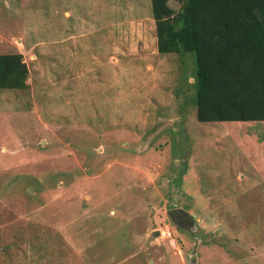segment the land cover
Wrapping results in <instances>:
<instances>
[{"label":"rangeland","instance_id":"rangeland-1","mask_svg":"<svg viewBox=\"0 0 264 264\" xmlns=\"http://www.w3.org/2000/svg\"><path fill=\"white\" fill-rule=\"evenodd\" d=\"M17 52L0 264H264V121L198 120L195 52H159L152 0H0Z\"/></svg>","mask_w":264,"mask_h":264},{"label":"trees","instance_id":"trees-1","mask_svg":"<svg viewBox=\"0 0 264 264\" xmlns=\"http://www.w3.org/2000/svg\"><path fill=\"white\" fill-rule=\"evenodd\" d=\"M152 0L161 53L195 52L201 122L264 121V0ZM22 53L0 54V88H27Z\"/></svg>","mask_w":264,"mask_h":264},{"label":"water","instance_id":"water-1","mask_svg":"<svg viewBox=\"0 0 264 264\" xmlns=\"http://www.w3.org/2000/svg\"><path fill=\"white\" fill-rule=\"evenodd\" d=\"M169 216L172 221L180 228L190 229L194 225V219L188 211L182 208H173L169 210ZM160 230H156L153 236H159Z\"/></svg>","mask_w":264,"mask_h":264},{"label":"built area","instance_id":"built-area-1","mask_svg":"<svg viewBox=\"0 0 264 264\" xmlns=\"http://www.w3.org/2000/svg\"><path fill=\"white\" fill-rule=\"evenodd\" d=\"M162 237H165V238H172L173 239V236L171 234V232L169 230H162V232L160 233ZM175 240H173L172 242H174Z\"/></svg>","mask_w":264,"mask_h":264}]
</instances>
